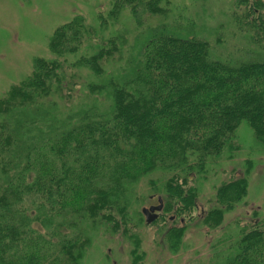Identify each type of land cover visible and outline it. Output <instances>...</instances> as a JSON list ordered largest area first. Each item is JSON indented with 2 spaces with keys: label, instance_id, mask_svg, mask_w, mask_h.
<instances>
[{
  "label": "trees",
  "instance_id": "trees-1",
  "mask_svg": "<svg viewBox=\"0 0 264 264\" xmlns=\"http://www.w3.org/2000/svg\"><path fill=\"white\" fill-rule=\"evenodd\" d=\"M169 2L113 0L97 27L81 18L62 25L52 58L0 102V264H82L87 229L125 224L144 181L173 223L195 207L189 182L238 151L242 124L264 152V0H234L228 26L212 36L193 14L171 18ZM125 11L136 44L119 31ZM78 69L90 78L78 83ZM55 93L68 97L46 104ZM18 138L28 144L15 161ZM247 163L219 190L221 207L245 194ZM180 230L167 233L179 240ZM228 264H264V222L241 231Z\"/></svg>",
  "mask_w": 264,
  "mask_h": 264
},
{
  "label": "rangeland",
  "instance_id": "rangeland-1",
  "mask_svg": "<svg viewBox=\"0 0 264 264\" xmlns=\"http://www.w3.org/2000/svg\"><path fill=\"white\" fill-rule=\"evenodd\" d=\"M169 1L172 5L171 18L186 12L193 14L198 18L201 32L212 36L219 25L228 26L227 14L231 12L234 0ZM112 9L113 0H0V102L32 76L38 60L52 58L50 38L59 27L75 18H81L88 26L97 27L102 16L110 14ZM149 15L151 17L145 20L160 18ZM123 16V28L120 26L119 31L128 33L130 43L136 44L132 36L135 26L126 20L130 17L128 11ZM224 29L227 33L231 31L230 28ZM112 30L116 32L118 28ZM75 60V55L68 56L66 66L70 67ZM78 70V83L90 78L85 69ZM81 88L77 87L79 93L74 95L76 98L83 94ZM67 97L65 93H55L46 99V102L49 101L46 104L54 105L62 101L59 99L66 100ZM5 115L0 112L1 123ZM20 131L13 123L12 132ZM237 138L236 148L239 149L230 160L224 158L219 167H211L205 177L197 176L189 182L188 187H194L198 192L195 207L190 213L183 214L172 223L170 216L173 213L166 212L162 205L158 218L153 223H147L142 210L158 206V197L150 195L152 189L147 188V182H141L136 187L134 205L127 214L129 218L125 224L119 218L118 227L100 223L97 230L87 229L92 241L84 246L82 264H133L135 256L141 259L140 264H228L235 254L241 231L264 222V152L255 143L247 125H241ZM27 144L18 138L16 153L10 152V158L16 161ZM249 160L251 172L247 176L245 194L235 207L229 210L221 207L216 197L219 190L232 179L244 175ZM179 207L178 201L174 211ZM213 210L222 211L221 216L214 215L215 219L211 217V222L207 221ZM37 225L45 231L41 224ZM170 228L183 230L179 240L174 232L167 233Z\"/></svg>",
  "mask_w": 264,
  "mask_h": 264
},
{
  "label": "water",
  "instance_id": "water-1",
  "mask_svg": "<svg viewBox=\"0 0 264 264\" xmlns=\"http://www.w3.org/2000/svg\"><path fill=\"white\" fill-rule=\"evenodd\" d=\"M159 203L160 204L158 206H152L149 209L143 210L147 223H153L158 218L157 213L162 210V201L160 199Z\"/></svg>",
  "mask_w": 264,
  "mask_h": 264
}]
</instances>
